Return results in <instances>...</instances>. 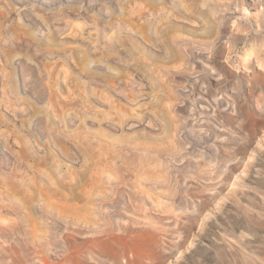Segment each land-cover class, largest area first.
I'll return each mask as SVG.
<instances>
[{
  "label": "rangeland",
  "instance_id": "obj_1",
  "mask_svg": "<svg viewBox=\"0 0 264 264\" xmlns=\"http://www.w3.org/2000/svg\"><path fill=\"white\" fill-rule=\"evenodd\" d=\"M139 234L264 264V0H0V264H127Z\"/></svg>",
  "mask_w": 264,
  "mask_h": 264
},
{
  "label": "bare ground",
  "instance_id": "obj_2",
  "mask_svg": "<svg viewBox=\"0 0 264 264\" xmlns=\"http://www.w3.org/2000/svg\"><path fill=\"white\" fill-rule=\"evenodd\" d=\"M257 2H259L260 3V0H256ZM262 6H260V9H262L261 8ZM222 22V26H221V28H229L230 26H229V24H227V22L226 21H221ZM234 25H239L238 24V22H234ZM221 32V31H220ZM236 153H237V151H236ZM234 155V154H233ZM236 155V154H235ZM256 155L257 154H255V153H252L250 156V158H249V162H258V158L256 157ZM233 157V156H232ZM237 158V157H236ZM248 161H245L244 162V164H243V168H246L247 166H248V164H249V162ZM250 165V164H249ZM101 167H102V165H98V168H100V170L101 171H98V173H97V175L93 178V180H92V183L90 184V190H92V192L94 193V195H96V199H95V204H94V207H95V212H96V215L99 217V219H101V217H100V215H105V214H107L106 212H104V207H103V202H105V198H106V196H107V193L105 192V191H103L102 190V187H103V185H104V179H103V172H102V169H101ZM121 184H123V183H118V184H116V186H114L115 187V189H113V191H112V193H113V195H115L116 196V198H114L113 199V203L115 204V203H117V202H119L120 203V196L122 197H124V195L126 196V197H128V204H134L135 203V201H134V195L132 194V193H130L129 191L126 193V194H123L122 195V192H121V188H120V186H121ZM236 185L234 184V183H231L230 184V186H228L227 188H229V189H231V188H234ZM141 196H143L142 194H140ZM218 203H220V204H225V200L224 199H219V201H218ZM89 204H90V202H87L86 201V206H85V212L88 214V212H89V210H90V208H89ZM220 204H217L216 205V207H220ZM127 205V204H126ZM117 208V207H116ZM118 213V210H115L113 213H108V217H107V219H108V222H109V220L110 219H112L113 218V216H115L116 214ZM115 214V215H114ZM179 219V218H178ZM207 219L208 220H213V218L210 216V215H207ZM102 220V219H101ZM104 220H105V218H104ZM113 221V220H112ZM183 219H182V221L180 222L179 221V227H178V229L177 230H181L182 228H183ZM185 222V221H184ZM156 223V222H155ZM159 223H160V221H159ZM86 224H87V222H86ZM176 224V223H175ZM88 225V224H87ZM112 225V224H111ZM170 225V224H169ZM171 225H172V223H171ZM174 225V224H173ZM172 225V226H173ZM147 226H149L148 228H150V229H145V230H147L148 232H152L151 230H153L154 231V234L155 233H159L158 232V230L161 228H158L157 226H159V225H155L154 223H150V224H147ZM174 226H176V225H174ZM113 227V226H112ZM164 228H165V226H163ZM162 227V228H163ZM96 228V227H95ZM109 228H110V226H109ZM127 230L128 229H130L129 228V226H126L125 227ZM169 228H170V230H173V228L171 229V226H169ZM176 228V227H175ZM167 229V228H166ZM184 229V228H183ZM106 232H105V235L103 236V237H105V236H110V234H112L111 233V231L110 230H108V228H106ZM126 230V231H127ZM135 230V229H134ZM99 231V230H98ZM138 231V229L136 230V232ZM141 231V230H140ZM176 231V230H175ZM178 231V232H179ZM99 232H101V231H99ZM98 232V233H99ZM165 232H168L167 230H165ZM97 233V234H98ZM103 233V232H102ZM101 233V234H102ZM129 233H130V231H129ZM163 233H164V231H163ZM114 234V233H113ZM115 234H117V233H115ZM125 232H124V236H125ZM138 234V233H137ZM149 234V233H148ZM161 234V233H160ZM159 234V235H160ZM168 234V233H167ZM69 235V234H68ZM99 235H100V233H99ZM103 235V234H102ZM101 235V236H102ZM118 235H120V234H118ZM140 235V234H139ZM152 235V234H151ZM150 235V236H151ZM164 235H166V234H164ZM96 236V235H95ZM150 236H148L147 235V237L148 238H144V237H146V236H144V235H140V237H138V240H137V242H136V246L135 247H130V245H128V244H126V246L125 245H123L122 244V246H124L125 247V249H126V251L123 253V254H118V257H117V253H116V257H117V261L118 262H120V260H122V258H125V259H127V264H158V263H156L158 260H160V259H163L164 257H163V255H161V251H160V243H158V242H153L152 240H150L151 238H150ZM161 236V235H160ZM64 237V236H63ZM98 237V236H97ZM96 237V238H97ZM152 238L153 237H155L156 238V236L154 235V236H151ZM163 237V236H162ZM167 238H168V235L166 236ZM95 238V237H94ZM107 238H109V237H107ZM115 238H116V236H115ZM118 238V237H117ZM150 238V239H149ZM165 238V237H164ZM166 238V239H167ZM72 239V238H71ZM105 239V238H104ZM112 238H110V240H111ZM130 239V238H129ZM160 239H162L161 237H160ZM169 239V238H168ZM66 240V239H65ZM92 240V239H91ZM108 240V239H107ZM106 240V241H107ZM117 240H121V239H116V241ZM156 240H157V238H156ZM169 240H171V239H169ZM115 241V242H116ZM159 241V240H158ZM67 242V241H66ZM96 242V244L94 243V245H96V246H98V247H100L101 249L102 248H107V247H109L110 246V244H107V242L105 243V242H102L101 240H100V243H99V245H97L98 244V242L97 241H95ZM110 241H108V243H109ZM121 242V241H120ZM120 242H118V243H120ZM160 242V241H159ZM161 242H164V241H162L161 240ZM65 243V242H64ZM63 243V244H64ZM122 243V242H121ZM166 243V242H165ZM168 243V242H167ZM160 244V245H159ZM60 245V244H59ZM67 245V244H66ZM66 245H64V246H66ZM75 245V244H74ZM77 245V244H76ZM75 245V246H76ZM116 245H117V243H116ZM165 245V244H164ZM51 246V245H50ZM63 246V245H62ZM67 246H69V245H67ZM113 246V245H112ZM122 246H120V247H122ZM163 246V245H162ZM188 246L189 247H193L194 246V244L192 243V241H190L189 242V244H188ZM57 247H58V244H57ZM76 247H78V246H76ZM75 247V248H76ZM80 247H82V246H80ZM111 247V246H110ZM114 247V246H113ZM41 248V247H40ZM43 248V247H42ZM59 248V247H58ZM62 248V247H61ZM66 248V247H65ZM75 248H71V249H75ZM162 248V247H161ZM78 249V248H77ZM111 249H112V247H111ZM115 249V248H114ZM124 249V250H125ZM94 250H95V247H94ZM98 250V249H97ZM71 251V250H70ZM74 251H76V250H74ZM73 251V252H74ZM79 251V250H78ZM107 251H108V249H107ZM113 251V250H112ZM115 251H116V249H115ZM66 252H68V248H67V250H66ZM66 252H65V254H66ZM109 252H110V250H109ZM118 252V251H117ZM40 253H42V252H40ZM69 253V252H68ZM67 253V254H68ZM102 253V252H101ZM112 253V252H111ZM132 255H131V254ZM64 254V253H63ZM103 254V253H102ZM106 254V253H105ZM42 255V254H41ZM129 255H131L132 257H130ZM59 256V255H58ZM61 256V255H60ZM110 255H108L107 257H109ZM67 257V256H66ZM78 257V256H77ZM116 257H115V259H116ZM60 258V257H59ZM72 258V257H71ZM113 258V257H112ZM112 258H110V259H112ZM61 259V258H60ZM64 259V258H63ZM62 259V260H63ZM70 259V258H69ZM69 259H67V260H69ZM42 262H44L43 264H48L49 262H48V260L45 258V257H42ZM147 260H150L149 262L150 263H148V262H146ZM75 263V262H74ZM73 263V264H74ZM68 264H70L69 262H68Z\"/></svg>",
  "mask_w": 264,
  "mask_h": 264
}]
</instances>
